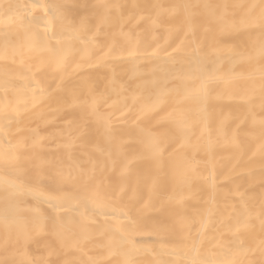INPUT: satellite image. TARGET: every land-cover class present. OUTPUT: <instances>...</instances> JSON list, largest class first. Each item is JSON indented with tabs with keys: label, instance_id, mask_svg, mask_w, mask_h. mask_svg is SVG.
I'll list each match as a JSON object with an SVG mask.
<instances>
[{
	"label": "bare ground",
	"instance_id": "obj_1",
	"mask_svg": "<svg viewBox=\"0 0 264 264\" xmlns=\"http://www.w3.org/2000/svg\"><path fill=\"white\" fill-rule=\"evenodd\" d=\"M264 0H0V264H264Z\"/></svg>",
	"mask_w": 264,
	"mask_h": 264
},
{
	"label": "snow or ice",
	"instance_id": "obj_2",
	"mask_svg": "<svg viewBox=\"0 0 264 264\" xmlns=\"http://www.w3.org/2000/svg\"><path fill=\"white\" fill-rule=\"evenodd\" d=\"M262 19H264V13H262Z\"/></svg>",
	"mask_w": 264,
	"mask_h": 264
}]
</instances>
